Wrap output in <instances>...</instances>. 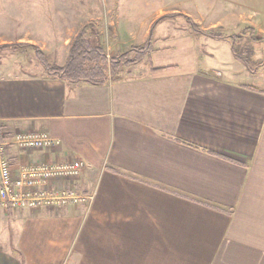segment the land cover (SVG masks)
<instances>
[{
  "label": "crops",
  "instance_id": "1",
  "mask_svg": "<svg viewBox=\"0 0 264 264\" xmlns=\"http://www.w3.org/2000/svg\"><path fill=\"white\" fill-rule=\"evenodd\" d=\"M164 22L145 33L152 49L104 83L0 77L1 140L39 131L56 142L5 145L12 168L80 160L77 178L50 185L93 194L0 209V264H264L260 66L213 67L196 37Z\"/></svg>",
  "mask_w": 264,
  "mask_h": 264
},
{
  "label": "rangeland",
  "instance_id": "2",
  "mask_svg": "<svg viewBox=\"0 0 264 264\" xmlns=\"http://www.w3.org/2000/svg\"><path fill=\"white\" fill-rule=\"evenodd\" d=\"M185 16L206 34L230 36L251 28L257 42L246 38L236 49L245 53L252 67L260 66L259 79L254 76L251 83L264 82V61L259 65L264 53V0H0V47L10 46L0 49V77L48 74L39 54L50 66L62 67L82 30L92 46L102 48L109 62L112 56L143 44L147 30L152 32L164 20L167 27L158 30L174 28L196 37L199 54H211L213 58L208 56L207 61L213 67L225 63L232 71L231 65L238 62L230 43L205 34L195 36Z\"/></svg>",
  "mask_w": 264,
  "mask_h": 264
},
{
  "label": "built area",
  "instance_id": "3",
  "mask_svg": "<svg viewBox=\"0 0 264 264\" xmlns=\"http://www.w3.org/2000/svg\"><path fill=\"white\" fill-rule=\"evenodd\" d=\"M1 129V128H0ZM0 130V209L61 207L67 203H78L93 194L84 196L74 192L59 191L50 185L52 180L77 178L84 166L80 160L56 163L22 164L17 169L3 155L5 145L19 149H44L56 143L45 132L23 131L1 140Z\"/></svg>",
  "mask_w": 264,
  "mask_h": 264
},
{
  "label": "trees",
  "instance_id": "4",
  "mask_svg": "<svg viewBox=\"0 0 264 264\" xmlns=\"http://www.w3.org/2000/svg\"><path fill=\"white\" fill-rule=\"evenodd\" d=\"M185 17L195 36L205 34L215 40H227L231 45V52L234 58L244 64L251 73L256 72L257 68L251 66V61L245 56V53L243 51L239 52L236 49V44L246 38L250 41L257 42V40L252 38L253 30L251 28H245L239 31L238 34L230 36L220 33L206 34L199 29L198 25L192 19L187 16ZM8 47L10 46L2 45L0 49H7ZM151 49L152 44L151 38L149 37L143 44L133 47L129 52L112 56L109 62H107L102 48L92 46L84 36V31L82 30L73 39L66 62L62 67L50 66L39 53L37 58L51 76L73 82L83 80L90 83H104L108 78L114 76L122 66H129L139 62ZM129 53H131V57L128 56ZM263 61L264 55L259 65H262Z\"/></svg>",
  "mask_w": 264,
  "mask_h": 264
}]
</instances>
